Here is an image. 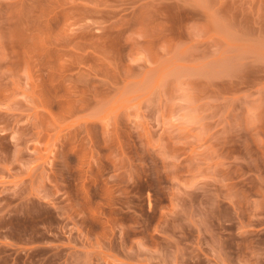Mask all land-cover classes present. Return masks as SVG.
Here are the masks:
<instances>
[{"label":"rangeland","instance_id":"obj_1","mask_svg":"<svg viewBox=\"0 0 264 264\" xmlns=\"http://www.w3.org/2000/svg\"><path fill=\"white\" fill-rule=\"evenodd\" d=\"M0 264H264V0H0Z\"/></svg>","mask_w":264,"mask_h":264}]
</instances>
